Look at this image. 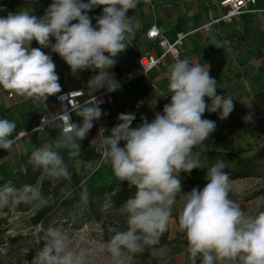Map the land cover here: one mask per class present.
<instances>
[{
  "label": "clouds",
  "instance_id": "9594fccd",
  "mask_svg": "<svg viewBox=\"0 0 264 264\" xmlns=\"http://www.w3.org/2000/svg\"><path fill=\"white\" fill-rule=\"evenodd\" d=\"M138 3L139 0H52L39 18L29 11L0 17V88L35 100L60 93L56 65L42 51L50 48L73 75L96 71L89 85L116 91L119 85L107 69L115 65L114 58L134 39L137 25L128 13ZM95 7H101L102 14L95 18L93 26L88 12ZM33 41L40 47H31ZM168 80L171 100L164 105L162 114L156 113L151 122L141 117L142 123L132 128L135 114L121 113L120 123L102 138L101 154L115 176L135 188L134 195L119 209L126 217V230L112 227L109 231L114 235L109 241L93 250L74 251L62 227L45 229L37 224L24 232H31L36 244H42L31 264H88L90 251L106 252L119 261L125 252L136 253L159 243L172 220L177 194L181 193L180 173L201 167L193 150L204 149L203 142L216 129L215 121L202 118L203 114L206 110L219 112L220 119H226L234 108L231 96L217 94V81L210 76L208 66L177 58L168 69ZM78 115L80 123L72 122L68 114L59 117L62 124L56 140L57 149H69V158L77 170L82 164L76 159L80 156L78 141L87 137L102 110L95 100L92 106L81 107ZM55 119H42L33 131H43L46 123ZM16 127L14 121L0 118V149L13 148ZM29 163L50 180L71 179L68 165L52 148L33 150ZM224 167V162L219 161L209 168L206 185L202 190L193 188L187 192L179 210L178 227L187 241L189 258L192 264L197 257L201 264H264V210L245 214L230 198L229 175ZM50 200L38 185L17 189L9 181L0 186V209L15 211L21 204L42 208ZM6 247L7 244L0 247V252Z\"/></svg>",
  "mask_w": 264,
  "mask_h": 264
},
{
  "label": "crops",
  "instance_id": "0c3cea01",
  "mask_svg": "<svg viewBox=\"0 0 264 264\" xmlns=\"http://www.w3.org/2000/svg\"><path fill=\"white\" fill-rule=\"evenodd\" d=\"M219 1L139 0L137 7L128 13L137 25L134 39L131 41L136 44L137 51L134 52L127 47L114 58L115 65L107 69L119 85L116 91L110 92L113 103L101 108V116L108 119L110 129L120 123L118 115L121 113L135 114L136 119L131 127L136 128L142 123L141 117H146L148 122H151L156 113L162 114L164 105L170 103L171 96L167 87L168 69L173 63L170 56H167L147 79L135 77L126 81L128 74H137L135 63L137 54L158 53L157 48L145 37L147 29L151 26H155L170 43L175 40L177 34H183L185 37L179 59H188L190 63L208 66L210 76L217 81V94L233 98L234 108L226 119H220L219 112L212 113L206 110L203 114L202 118L215 121L216 129L203 142L204 149L198 147L193 150V155L199 158L201 167L191 172H181L190 178L203 169L208 170L209 164L211 166L216 164L213 153H232L234 158L245 160L252 158L264 145V0H257L256 6L253 7L256 12L235 17L229 23L216 24L212 21L224 13L219 7ZM2 2V9L8 14L29 11L39 18L45 14L52 0ZM101 14V7H95L88 12L93 26L96 24L93 16ZM209 23L212 24L208 30H204L202 27ZM51 43H55L54 38L51 39ZM31 47L40 46L33 41ZM42 51L50 55L56 65L55 71L60 78L61 92L82 89V101H86L100 91L107 90L89 85L90 79L97 74L96 71L85 70L73 75L58 54L52 52L50 48H43ZM54 96H49L46 100L26 99L0 88V118H7L17 125L12 138L18 132L32 130L41 111H45L49 117L55 116L58 108L54 103ZM205 100L210 103L208 98ZM134 106H137V109ZM72 119L75 123L81 122L78 111L72 114ZM59 135L58 124L53 122L45 131L34 132L31 136L17 139L10 151L0 149V182L5 184L16 174L25 175L28 166L32 165L29 163L31 153L37 148L49 147L69 154L67 148H56ZM108 135L110 131L100 134L94 124L87 137L83 141H78L80 152L94 148L100 158L85 163L83 170L75 168L70 172L71 179L52 182L46 196L51 197L48 206L39 208L21 204L15 211L7 207L0 209V245L4 241L8 242L6 251L0 253V264H22V252L28 254L31 264L40 245L36 244L31 232L28 235H24V232L37 224H42L45 229L54 226L66 230L71 250H93L97 247L91 243L94 234L77 231L83 220L79 214L72 212L77 208L86 207L85 197L103 187L130 186L115 176L111 164L101 154L102 138ZM123 144L124 142H121L120 146ZM208 158L210 161H207ZM256 170L254 173L259 177L258 187L248 197L236 199L245 214L264 210L263 161H257ZM33 171L35 173L37 168ZM48 180L50 179L40 174L33 185L41 188L42 182ZM73 198H82V201L68 208L65 215L56 212L61 201ZM98 200L94 198L93 201ZM62 217L67 219V223L72 224V228L58 225L64 220ZM94 225L91 223L89 227ZM110 238L111 234L106 233L102 242H107ZM88 264H192V261L187 252L185 236H180L179 229L171 226L166 243L155 249L144 247L143 253L121 256L119 261L114 260L106 252L90 251ZM195 264H201L200 257L196 258Z\"/></svg>",
  "mask_w": 264,
  "mask_h": 264
},
{
  "label": "built area",
  "instance_id": "2783aa9c",
  "mask_svg": "<svg viewBox=\"0 0 264 264\" xmlns=\"http://www.w3.org/2000/svg\"><path fill=\"white\" fill-rule=\"evenodd\" d=\"M84 2H87V0H84ZM257 4V0H220L219 1V7L224 10V13L221 14L218 18L214 19L212 23H229L232 21L233 18L239 17L245 14L254 13L256 10L253 9ZM94 19L98 16H93ZM96 21V20H95ZM212 23H209L202 28L204 30H208L210 25ZM146 39L151 42L158 50V53H146V54H137L136 55V66H137V74L132 75L128 74L126 76V81L131 80L135 77H143L146 78L148 75L155 70L158 66H160L164 59L167 56H170L173 62L179 58L180 55V48L183 43L184 35L179 33L176 35L175 40L173 42H168L159 32V30L155 26H151L147 29L145 33ZM130 50L136 52L137 46L135 43H132L128 46ZM83 98V90L82 89H72L64 92L57 93L54 96V103L56 104L58 108V113L55 115L56 119L54 121H49L46 123V126L43 131L47 129L48 126H50L53 122H57L59 127V132L61 131L60 125L62 124V120L59 118L63 114H68L73 122L72 114L76 111H78L81 107L85 105H90L94 103L96 100L97 105L102 108L105 105H111L113 103V98L111 96V93L108 90H102L94 97L82 101ZM135 109H137V106H134ZM48 114L45 111H41L39 113V116L37 118V123L34 128H37L41 125L42 119L48 118ZM95 126L97 127V130L100 134H104L110 131V124L107 118L101 116L99 120L94 121ZM33 128V129H34ZM21 131L18 132L14 139H21L28 136H31L34 131ZM42 132V131H40ZM91 223L89 222H83L80 226V228L77 231L82 232H90L94 234V239L91 241L93 245H99L102 242V229L99 224L94 223L95 225L92 227H89ZM58 225L60 226H67L69 228H72V224L67 223L65 220H61ZM5 244L8 245L7 241H4L0 247H3ZM7 247L3 252L6 251ZM22 256V264H30L28 254L26 252L21 253Z\"/></svg>",
  "mask_w": 264,
  "mask_h": 264
},
{
  "label": "trees",
  "instance_id": "16d2710c",
  "mask_svg": "<svg viewBox=\"0 0 264 264\" xmlns=\"http://www.w3.org/2000/svg\"><path fill=\"white\" fill-rule=\"evenodd\" d=\"M40 1H46V0H40ZM4 10L2 9V6L0 7V16L1 17H5L4 15ZM57 151V150H55ZM59 154L63 157L64 162L68 165L69 167V172L73 171L75 169L74 165V160L69 158V154L66 153H62L60 151H58ZM214 157V162H219L222 161L224 162V171H226L228 173L229 176H231L232 180H237V179H246L251 177L254 174V170L255 165L257 164V161H263L264 162V145L261 146L256 153L254 154V156L250 159H237L234 158L232 153H213ZM100 155L98 152H96V150L94 148H91L90 150L86 151V152H80V156L77 157L76 159H79L80 161H82L81 164V170H83V167L85 165V163L88 162H94L99 160ZM207 161H210V158H208ZM233 162V167L230 168L229 163ZM212 166L209 164L208 169L211 168ZM34 166L30 165L28 166V168L26 169L25 175L22 174H16L15 176H13L11 178V183L17 188H22V186L24 185H33L34 183H36L38 176L40 174H42V170L37 168V171L34 173ZM183 180L186 182V184L192 188H196V184L194 183V181L192 180V178L180 173ZM58 181V180H57ZM52 182H55L53 180H48V181H44L41 184V191L43 193V195L46 197L48 195V189L51 186ZM3 183L0 182V186H2ZM203 189V186H202ZM115 192V194L113 195V193ZM135 193V188L134 186L130 185L129 187H117V186H106L101 188L100 190L89 194L88 196H86L85 199V203L87 205H91L94 201V198H96L97 200H103L106 203H108V205L111 206L112 209H119L121 207V205L131 196H133ZM98 200V201H99ZM82 198H73L71 200H63L60 202L56 212L61 214V215H65L67 212V209L72 207L73 204L81 202ZM73 214L77 213L81 216L83 222H89V223H96L97 222H93V220L88 219L86 214L83 212V208H77L74 212H72ZM76 214V215H77ZM63 218V217H62ZM60 218V219H62ZM65 221H67V219L64 217L63 218ZM82 222V223H83ZM100 225V224H99ZM101 229L103 232L102 235V241L105 240V234L106 232L104 231V228L102 225ZM179 235L182 236L184 235L182 232H179ZM165 243V242H164ZM3 244V243H2ZM1 244V245H2ZM40 247H42V244L40 245Z\"/></svg>",
  "mask_w": 264,
  "mask_h": 264
},
{
  "label": "rangeland",
  "instance_id": "374dc122",
  "mask_svg": "<svg viewBox=\"0 0 264 264\" xmlns=\"http://www.w3.org/2000/svg\"><path fill=\"white\" fill-rule=\"evenodd\" d=\"M3 0H0V7H3ZM2 2V3H1ZM8 14L7 11H4V16ZM1 17V16H0ZM233 162L229 163L230 168L233 167ZM257 164L255 165V167ZM207 167V166H206ZM205 168V167H204ZM257 168V167H256ZM255 168L254 172L257 171ZM208 170L203 169L199 174H194L192 176V180L196 184V188L202 190V186L204 187L206 183L208 182L206 177H207ZM181 181V193L177 194L176 198V203L173 206V217L172 220L170 221L169 227H174L178 228V213L179 210L181 209L185 195L187 192H190L193 188L188 186L186 182L183 180L181 174L178 177ZM258 176L257 173H254L251 177L246 178V179H237V180H232L231 176H229V185H230V193L229 196L231 199L236 201V199H244L251 195L256 187H258ZM83 208V212L86 214L88 219L93 220V222H97V224H100L103 226L104 231L108 234L114 235V233L110 232L109 229L112 227H117L119 226L118 230H126L127 224H126V217L121 215L119 212V209L115 210L112 209L108 203H106L103 200H99L96 202H93L90 206L87 205L86 207H81ZM169 227L168 229L161 235L159 239V243L153 246H145L146 248L150 249H155L161 245L166 243V238L168 236L169 232ZM179 232H181L179 230ZM137 254L143 253L142 251L136 252ZM136 253H128L125 252L123 257L130 256L131 254L135 255ZM1 261V260H0ZM20 264V263H18Z\"/></svg>",
  "mask_w": 264,
  "mask_h": 264
}]
</instances>
